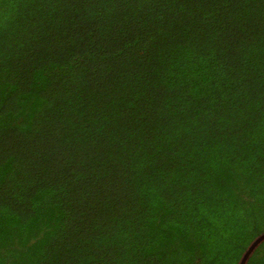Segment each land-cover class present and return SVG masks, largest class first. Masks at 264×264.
Segmentation results:
<instances>
[{
    "label": "trees",
    "instance_id": "trees-1",
    "mask_svg": "<svg viewBox=\"0 0 264 264\" xmlns=\"http://www.w3.org/2000/svg\"><path fill=\"white\" fill-rule=\"evenodd\" d=\"M263 233L264 0H0V264H240Z\"/></svg>",
    "mask_w": 264,
    "mask_h": 264
},
{
    "label": "water",
    "instance_id": "water-1",
    "mask_svg": "<svg viewBox=\"0 0 264 264\" xmlns=\"http://www.w3.org/2000/svg\"><path fill=\"white\" fill-rule=\"evenodd\" d=\"M262 239H264V233L255 240V242L252 244V246L249 249V251L243 256V259L241 260L240 264H244V262H245V260H246V258L248 256V254L250 253L251 249L254 247V245H256Z\"/></svg>",
    "mask_w": 264,
    "mask_h": 264
}]
</instances>
